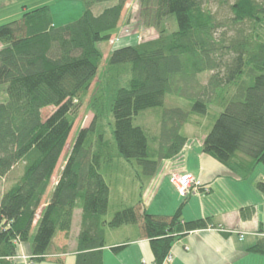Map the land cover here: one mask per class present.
<instances>
[{
    "label": "trees",
    "instance_id": "1",
    "mask_svg": "<svg viewBox=\"0 0 264 264\" xmlns=\"http://www.w3.org/2000/svg\"><path fill=\"white\" fill-rule=\"evenodd\" d=\"M80 1V16L61 25L53 24L48 5L0 25V84L7 94L0 101V179L7 184L0 191V262L12 264L23 242L30 243V262H60L55 239L62 233L68 239L79 209L74 264H103L107 231L123 225H138L154 263L162 264L176 239L211 220L182 219L181 206L193 191L178 193L182 204L161 215L148 213L141 200L127 202L133 197L120 192L112 201V183L127 190L133 182L141 196L162 161L178 156L187 143L183 129L192 115H206L209 106L219 112L201 151L240 180L264 165V0H137L141 24L157 36L110 51L101 76L115 87L113 96L109 103L108 94L92 97L98 104L94 120L76 133L41 207L74 107L100 73L99 43L118 28L127 2ZM222 8L229 14L219 16ZM167 96L189 105L167 106ZM47 107L52 110L43 115ZM104 120L110 145L104 130L94 127ZM129 167L133 176L126 174ZM255 186L264 194V179ZM254 211L244 206L239 212L245 219ZM126 244L110 250L117 253ZM246 250L264 255V238Z\"/></svg>",
    "mask_w": 264,
    "mask_h": 264
},
{
    "label": "crops",
    "instance_id": "2",
    "mask_svg": "<svg viewBox=\"0 0 264 264\" xmlns=\"http://www.w3.org/2000/svg\"><path fill=\"white\" fill-rule=\"evenodd\" d=\"M185 130L187 131V125L184 126L183 131ZM201 144L192 143L188 136L187 143L178 156L162 161L141 196V190L133 182V186L126 188L127 190L120 187L121 195L133 197L131 201L127 199V202L141 200L148 213L170 215L185 199L169 181V175L191 173L201 181L202 187L198 192L189 194L182 204V219L190 221L209 218L211 222H208L205 228L190 231L176 239L169 251L168 260H164L162 264H264V255L246 250L264 238V194L255 186L257 181L264 179V169L260 168V164L256 165L246 180H240L213 157L203 153ZM63 164L64 161L58 167L57 163L41 207L47 201L48 192L50 193L55 185ZM116 176L124 177V174L120 175L118 172ZM112 178L114 179V175ZM113 185H116V190ZM118 188L116 181L113 182L110 194L112 201L116 199L114 193L120 192ZM244 206L254 207V214L250 218L241 217L239 211ZM80 214L79 209L74 210L68 239L64 238L63 233L59 234L62 241L56 243V254L59 255L57 258L60 262L51 259L24 263L17 255L30 256L32 253L30 243L23 242L18 244L12 264H74ZM74 226L76 231L72 234ZM113 232H118V237H114ZM123 243L127 244L121 251L114 253L110 250V247ZM102 252L103 264H155L149 241L139 237L138 225L109 229L108 243Z\"/></svg>",
    "mask_w": 264,
    "mask_h": 264
},
{
    "label": "rangeland",
    "instance_id": "3",
    "mask_svg": "<svg viewBox=\"0 0 264 264\" xmlns=\"http://www.w3.org/2000/svg\"><path fill=\"white\" fill-rule=\"evenodd\" d=\"M42 5L49 6L54 25H61L78 18L82 13V9H83V4L80 0H0V25L19 18L20 15L25 10H30ZM97 5L98 6L96 7V10L101 8V6L105 4L101 3ZM210 7L215 11L216 5L214 3H211ZM227 14H229L227 8H222L219 11L218 15L224 17ZM156 36L157 33L153 28H146L141 24L138 17L137 0H127L122 11V19L119 23L118 28L112 32L110 38L106 42L99 43V48L102 50L103 53L102 62L100 66V73L91 84L87 95L79 103H76L74 107L75 118H74L73 126L69 134L68 140L66 142V145L59 158L58 167H60L63 161H65L67 152L69 151L70 145L78 130L83 127L90 126L92 124V121L94 120L95 111H97L98 109V107L96 106L95 108L94 105H98V104L92 103L93 102L92 97L99 96V94L106 97V95L108 94V103H109L110 99L113 96V91L115 90V87L110 85L109 83L108 86H106L101 76L103 70L106 67V59L110 51L126 45H133L140 41L153 39ZM209 74L210 72H207L200 76V80L202 83H205ZM6 98H7L6 84H0V101H5ZM165 104L167 106L179 105L184 108H187L189 102L183 99H178L175 96H167L165 100ZM51 110L52 107L44 108L43 115H46ZM218 112L219 109H216L213 106H209L206 115H201V116L192 115V117L190 118V122L187 124V131L186 130L184 131L186 135L190 136V140L192 141V143L193 142L202 143V140L206 132L211 128L213 122L215 121L218 115ZM140 119L141 117L138 116L135 122L139 124ZM94 127L95 129L98 130H104L102 137L103 141L107 142V144L110 145L111 136H110L109 127L106 124V120L99 121L97 122V124L95 123ZM95 136L93 143L96 146L98 144ZM101 145L103 146V144ZM103 150H105V147ZM260 168L264 169V165L260 164ZM14 174L16 173L11 174L10 177H13ZM126 174H128L129 176H133L135 173L134 170L129 167V169L126 170ZM4 184L7 185L5 181L0 179V191L5 187ZM118 189L121 193V188L119 187ZM45 196L43 197V201L46 198ZM74 231H76L75 226L73 228L72 234L74 233ZM113 233H114L113 234L114 237H118V232H113ZM60 235H58L57 238L55 239L56 243H60V241H62V237ZM72 238L73 235L71 236L70 240H72ZM107 241H108V231H107ZM17 257L20 260H22L24 263L30 262L28 255L20 254L17 255Z\"/></svg>",
    "mask_w": 264,
    "mask_h": 264
},
{
    "label": "built area",
    "instance_id": "4",
    "mask_svg": "<svg viewBox=\"0 0 264 264\" xmlns=\"http://www.w3.org/2000/svg\"><path fill=\"white\" fill-rule=\"evenodd\" d=\"M169 181L176 188L181 196H185L190 191L198 192L202 187V183L199 179L194 177L191 173H171L169 175ZM169 256L165 258L168 260Z\"/></svg>",
    "mask_w": 264,
    "mask_h": 264
}]
</instances>
